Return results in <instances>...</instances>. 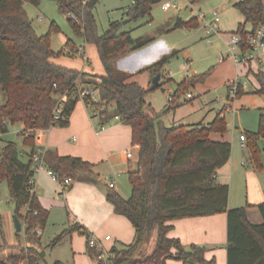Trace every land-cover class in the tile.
Listing matches in <instances>:
<instances>
[{
    "label": "trees",
    "instance_id": "obj_1",
    "mask_svg": "<svg viewBox=\"0 0 264 264\" xmlns=\"http://www.w3.org/2000/svg\"><path fill=\"white\" fill-rule=\"evenodd\" d=\"M54 1L62 12L69 15L74 30L83 35L87 43L96 45L106 75H90L53 62L54 58L66 53L65 49L54 51L51 32L37 33L25 9V3L38 6L42 0H0V89L5 94V101L0 104V132L7 133L11 124H23V142L32 147L28 160L24 161L15 142L0 145V182H8L15 214L24 222L26 231L31 234L48 218L47 210L41 206L35 192L30 191V181L35 174V131L52 126L67 127L80 100L78 86L84 84L99 91V100L92 105L101 111L100 124L106 125L116 116L120 117L122 122L131 126L133 142L140 146L136 164L128 171L131 196L125 199L114 189L107 194L115 212L126 216L134 226L135 240L123 248L112 247L109 259H100L97 264H168L170 258H178L183 264H217L215 259H206L204 247L192 245L186 249L180 239L168 237L171 226L167 223L223 212L228 215V264H264V203L258 205L263 222L252 223L246 207L228 209L229 186L219 184L216 179L218 170L231 156L232 146L229 142L213 141L210 135L227 132L226 117L219 112L208 125L167 127L146 101L147 95L162 85L143 88L137 82H129V75L114 65L119 59L144 48L153 39L134 38L130 31L119 32L118 21L111 22L109 29L100 34L94 13L99 0ZM158 1L133 0L127 14L132 18L150 16ZM200 1L192 0V3ZM234 7L245 17V22L236 31L245 41L250 33L246 24L251 23L255 29L264 22V0H240ZM176 26L196 28L199 26L198 18L193 17L189 21L179 19ZM66 46H71V41ZM176 54L163 57L149 69L163 74V67ZM210 74L211 70L188 76L178 83L165 112L180 107L182 103L179 99ZM255 77L260 88L254 93L264 95V71H259ZM95 78H100V81ZM246 93L240 85L236 97ZM65 94L67 100L59 119H55V107ZM111 104L115 106L114 114L109 110ZM246 137L249 154L246 164L261 171L264 109L258 130L247 131ZM44 161L49 169L62 177L73 180L83 178L92 183L100 181L94 166L79 157L46 154ZM76 228L65 229L52 245L61 242ZM83 233L87 236L89 255L99 257L100 250L89 244L92 235L86 231ZM154 233H157L154 250L149 254L142 253V248L150 242ZM45 256V251L38 247L11 246L4 238L0 240V264H42ZM55 264L65 263L56 261Z\"/></svg>",
    "mask_w": 264,
    "mask_h": 264
},
{
    "label": "crops",
    "instance_id": "obj_2",
    "mask_svg": "<svg viewBox=\"0 0 264 264\" xmlns=\"http://www.w3.org/2000/svg\"><path fill=\"white\" fill-rule=\"evenodd\" d=\"M223 8L220 4L214 11H217L220 15L231 12L230 14L233 15V18L228 19L224 17L226 28L215 39L214 49L209 50L210 63H215V56L216 58L218 57V60H216L217 64L213 65V71L211 69V74L204 81L198 82L193 86L199 92V95H205L210 89L220 85L229 89V83L239 79L241 73H246L245 76L250 81L252 79L254 80L255 84L251 82L254 84L253 92L260 88V83L255 77V74L259 71H264V50L258 60L251 61L242 66H237L232 57L227 58L223 62H219V57L221 58L229 52L231 36L236 33L240 24L245 22L244 15L237 8L234 7L238 11L232 8ZM193 17L198 18V27H200L201 21H204V19L200 18L199 15ZM179 19L183 20L177 17L173 23L170 22L161 28V33L149 37L153 39L150 44L115 62L114 65L117 69L129 75V82H137L143 88H148L155 84L154 79L160 74L161 78L157 84H161V89L167 91L170 97L176 91L178 83L190 76L188 74L178 81L171 74L167 76L169 73L165 67L170 62L163 67V74H156L149 69L165 56L171 55L174 52L177 53L175 56L179 55L180 51H178L176 45L171 46L166 41L167 33L182 28L176 26ZM248 25H250L249 28ZM245 27L249 32L254 30L251 23H247ZM207 37L205 36V38ZM77 45L71 42V46L68 47L65 45L64 49L67 51L68 48ZM80 47H83L86 51L85 58L72 57L65 53L60 57L54 58L53 62L90 75L105 76L106 70L96 45L85 41L84 44H80ZM211 50L214 54L213 60L211 59ZM195 75L199 74L194 73L192 76ZM95 80L100 81V78H95ZM170 83H175V85L171 86ZM244 90L247 93H252L249 91L250 89L247 91L244 88ZM251 100L250 107L253 110H257L260 118L261 111L264 109V95L260 102L253 95ZM146 101L152 105L147 98ZM167 106L168 104L165 105V109ZM199 108V106L196 107L197 110ZM205 108L208 110L205 116L200 121L192 122L183 116L177 118L178 107L174 111L175 117L172 118L171 124L167 127L175 125H208L217 117L220 110L218 111L216 108L209 106L208 103H205ZM114 109V104H111L109 106L111 114H114ZM210 113H213L212 118L206 120ZM100 123L99 119L92 117V111L87 108L85 103L79 100L70 117V124L67 127L52 126L47 129L35 131L34 148L35 150H44V157L46 154L51 156L79 157L91 163L94 166V172L100 176V181L97 183L89 182L83 178L74 179L73 185L67 190H63L62 186L47 171L35 172L33 177L34 192L41 206L47 210L48 218L44 225H37V233H34L32 236L38 237L40 242L38 244H42L41 237L43 229L49 223H61L58 219H61L67 213L66 226L63 227H66L65 229L73 226L77 228L74 232L65 236L61 242L55 244V246L68 241L73 249L74 264L98 263V259L91 257L88 253L87 236L83 233L84 231L102 241L108 250L114 246L123 248L133 243L136 235L135 228L130 220L126 216L115 212L113 204L107 199V194L110 189L118 192L117 189L121 175L125 172L128 175L129 162L126 159V151L129 149L133 151L134 158L132 159V164L135 166L134 163L136 164L140 146L133 142L131 126L121 120L113 118L102 130L100 129ZM23 128V124H19L20 134ZM257 130V125L253 124L247 131ZM240 134L238 135V142L241 145ZM1 135L4 134L0 133V139ZM210 138L213 141L229 142L232 146V152L228 162L218 170L216 176L219 184L229 186L228 209L244 206L247 209L249 220L252 223L261 224L263 222V216L258 205L264 203V183L258 171L250 164H245V161H249L248 153L242 149L243 156L241 157L239 152L235 150V146L231 142L227 132H214L210 135ZM18 148L21 151L22 159L27 161L32 147L25 145L23 142L22 147ZM243 179L245 180L246 186L242 184ZM112 182L115 184L114 187L110 186ZM124 198L127 199L129 197L125 196ZM25 212L26 209L23 210V213ZM21 223L23 230L25 224L22 221ZM167 224L171 226L167 234L168 237L180 239L186 249H189L192 245L204 247L207 260L215 259L217 264H228V215L226 212L172 220ZM15 231L17 232L16 227ZM109 235L111 239L106 241L105 237ZM156 239L157 233H154L150 242L142 248L141 252L149 254L155 248ZM31 240H34L33 237H31ZM25 263L23 262V264ZM168 264H183V262L178 258H170Z\"/></svg>",
    "mask_w": 264,
    "mask_h": 264
},
{
    "label": "rangeland",
    "instance_id": "obj_3",
    "mask_svg": "<svg viewBox=\"0 0 264 264\" xmlns=\"http://www.w3.org/2000/svg\"><path fill=\"white\" fill-rule=\"evenodd\" d=\"M165 1L172 0H161L156 3L153 6L150 16L132 18L127 14V11L133 4L132 0H99L94 11L98 22L99 33L104 34L109 29L111 22L118 21L120 22L119 32L130 31L134 38L152 37L161 33V28L170 22L173 23L177 17H180L184 21H188L192 16L205 15L204 21H201L200 27L190 29L182 27L166 34L167 43L171 46L176 45V48L180 53L179 55L172 57L170 63L165 68L169 73L167 76L171 74V76L177 81L181 80L188 74L192 76L194 73L202 74L211 69L213 71V65L217 64L216 60H218V57L216 58L215 56V63H210L209 50L214 49L215 39L219 34H214L209 37L206 33L205 24L213 18L212 12L216 10L220 4L225 9H235L233 4L239 0H202L197 4H193L192 0H174L178 3V7L164 10L162 4ZM25 9L29 18L32 20L37 33L42 35L51 32V45L54 51H62L68 41L78 44L77 47H80V44H84V36L78 34L74 30L69 21V15L59 9L56 1L42 0L38 6L31 3H25ZM227 13L228 12L220 15V33L226 28L224 17H227L228 19L233 18V15L230 14L231 12ZM39 17H41V19ZM249 27L250 25H248V28ZM205 36L208 37L205 38ZM213 57L214 54L212 51V60ZM185 63H188L189 65V73L183 69V64ZM245 75L246 73H241L239 80L243 82L244 88H246L247 91L250 89L249 91L252 93H246L240 98H236L229 102V89L223 85L210 89L205 95H199V92L191 87L179 99V102H181L183 106L177 109V118L183 116L188 118L187 120L197 122L208 112L205 108V103H208L209 106L216 108L218 111H221L225 108L224 106L227 103H230V111L225 112L228 124L227 134L235 146V150L239 152L241 157L243 156V150L238 142V135L240 133H246L253 124L257 125V128L259 126V115L257 110H253L250 107L252 103L251 97L253 95L258 102H260L263 97L262 94H256L253 92L252 89L254 88L255 82L253 79L250 81ZM170 84L171 86L175 85V83ZM188 94H192L193 97L188 98ZM146 98L152 103L153 108L160 115L163 123L166 126L171 124L172 118L175 117L174 111L176 109L165 112V105H169V93L160 88L149 93ZM4 101L5 94L0 89V104H3ZM198 106L200 108L197 110L196 107ZM212 116L213 113H210L206 120L211 119ZM9 141L15 142L20 148L22 147L23 138L20 134L19 124L10 125L9 132L1 135V145H4ZM260 147L263 150V169L258 171V173L264 183V140L260 141ZM244 151L248 153L247 149ZM242 184L243 186H246L244 179L242 180ZM117 190L124 197L131 196L132 188L126 172L121 175ZM0 214L2 216V224L0 225L1 241H3L4 238L11 246H35L44 250L46 256L42 261V264H55L56 261H61L65 264H74L73 249L68 241L57 246L52 245L53 240L62 234L66 228L63 226H66L65 222H67V213L64 214V217L58 219L61 223H49L45 229H43L41 237L42 244H38L40 243L38 237L32 236V233L29 234L26 231L25 225L23 230L17 234L14 225L15 204L11 198L8 182L3 180L0 182ZM31 237H33L34 240H31Z\"/></svg>",
    "mask_w": 264,
    "mask_h": 264
},
{
    "label": "built area",
    "instance_id": "obj_4",
    "mask_svg": "<svg viewBox=\"0 0 264 264\" xmlns=\"http://www.w3.org/2000/svg\"><path fill=\"white\" fill-rule=\"evenodd\" d=\"M87 1V0H84ZM162 7L164 10H169L171 8H177L178 3L174 0L172 1H165L162 4ZM213 19L211 21H207L205 24L206 33L210 36L214 34H220V14L217 11L212 12ZM200 18L204 19V15H199ZM41 19V17H39ZM245 47V49H244ZM264 50V22L257 25V27L251 31L245 41L242 40L241 36L237 33L233 34L231 36L230 41V47L228 54L222 56L220 58V62L225 61L227 58L232 57L237 66L245 65L251 61L258 60L260 58V55L262 51ZM67 55L72 57H86V51L83 47H77L73 46L67 49L66 51ZM183 69L189 73V65L188 63L183 64ZM243 85V82L239 79L234 80L229 83V96L228 101L231 102L235 100L237 97V92L239 89V86ZM78 94L80 97V100H82L88 109L92 111V117L101 119V111L100 109L95 108L92 103L99 100V91L98 89H95L93 87H87V86H78ZM192 94H188V98H192ZM67 100V95H63L54 110V116L55 119H59V115L63 110L64 102ZM169 100L172 101L173 97L170 96ZM225 108L220 111L221 116H226L225 112L230 111L231 104L227 103ZM115 119L120 120V117L116 116ZM107 125V124H106ZM105 124H101L100 129H104L106 127ZM240 141H241V147L243 150L247 149V137L245 133L240 134ZM126 159L129 162V167H132V159L134 158V153L131 149L127 150L126 153ZM247 161H245V164ZM33 169L35 172L39 171H47L53 179L58 182L63 190L69 189L73 185V179L71 177H62L59 174L53 172L51 169H49L44 161V150H36V152L33 155ZM31 187L30 191L34 192V179L32 178L30 181ZM114 182L110 184L111 187H114ZM37 213V211H36ZM37 233L36 228L32 230V234ZM111 239V236H106L105 240L108 241ZM89 244L91 247H97L100 250V255L97 257L98 260L103 259L107 260L109 259V250L104 246L102 241H100L98 238L91 236L89 238Z\"/></svg>",
    "mask_w": 264,
    "mask_h": 264
},
{
    "label": "water",
    "instance_id": "obj_5",
    "mask_svg": "<svg viewBox=\"0 0 264 264\" xmlns=\"http://www.w3.org/2000/svg\"><path fill=\"white\" fill-rule=\"evenodd\" d=\"M160 78H161V75L158 74V75L156 76V78L154 79V83L157 84V83L159 82ZM14 221H15V227H16L17 232H18V233L21 232V231H22V223H21L20 218H19L17 215H15V217H14ZM156 240H157V239H156ZM155 246H156V245H155ZM153 250H154V249H153ZM153 250H152V251H153ZM152 251H151V252H152ZM151 252H150V253H151Z\"/></svg>",
    "mask_w": 264,
    "mask_h": 264
}]
</instances>
